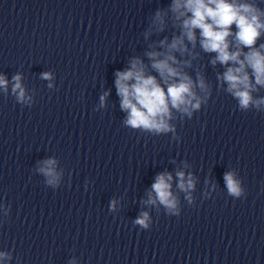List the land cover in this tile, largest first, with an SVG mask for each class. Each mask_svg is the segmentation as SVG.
Here are the masks:
<instances>
[{"label": "clouds", "instance_id": "clouds-1", "mask_svg": "<svg viewBox=\"0 0 264 264\" xmlns=\"http://www.w3.org/2000/svg\"><path fill=\"white\" fill-rule=\"evenodd\" d=\"M169 10L173 25L180 29V33L170 43L167 38L159 42L164 51L153 50L146 53L151 68L157 75L148 74L147 66L139 58L131 60L130 68L115 73L120 107L128 113L125 124L133 129L166 133L172 130L169 120L172 119L173 109L191 117L193 110L201 108L202 98L196 89L208 92L205 78L197 73L194 80L184 71L185 67L191 66V61L179 60L175 55L179 53L184 56L189 53L188 44L195 48L197 32L202 50L205 53H215L211 64L225 66V71L217 79L221 84H227L226 91L238 101L241 109L247 110L254 106L259 110L264 105V98L254 99L252 92L257 90V86H264V43L256 46L264 34V19H261L264 17V10L248 0H172ZM167 14L164 10H158L155 14L153 22L161 26L158 28L160 31L163 30ZM42 76L50 79L49 73H43ZM20 79V75L13 77V92L17 93L19 90L18 99L23 101L25 90ZM7 83L4 77H0V87L7 90ZM105 96L101 97L102 103ZM54 163L53 160L45 161L47 167L40 169L49 177V184L56 183V174L52 168ZM176 176L179 189L189 192L194 188L191 175L186 179L185 173L178 171ZM172 180L170 173L157 175L146 203L155 205L159 201L170 213L178 215L175 212L177 198L171 191ZM224 180L229 195H242L240 181L235 179L233 173H226ZM112 207H115V201L112 202ZM149 220V214L143 212L134 223L147 229ZM5 255L0 253V257Z\"/></svg>", "mask_w": 264, "mask_h": 264}]
</instances>
